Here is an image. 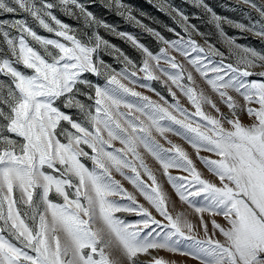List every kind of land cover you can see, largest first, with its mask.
I'll return each instance as SVG.
<instances>
[{"label": "snow or ice", "instance_id": "obj_1", "mask_svg": "<svg viewBox=\"0 0 264 264\" xmlns=\"http://www.w3.org/2000/svg\"><path fill=\"white\" fill-rule=\"evenodd\" d=\"M193 3L210 14L227 53L176 8L185 35L169 28L170 40L123 0H107L157 38L154 52L80 0H0V16H11L0 19V264H173L161 251L198 264H264V50L224 27L264 39V4L243 0L260 17L245 24ZM100 29L131 42L140 63ZM141 149L183 211L174 214L176 201Z\"/></svg>", "mask_w": 264, "mask_h": 264}, {"label": "rangeland", "instance_id": "obj_2", "mask_svg": "<svg viewBox=\"0 0 264 264\" xmlns=\"http://www.w3.org/2000/svg\"><path fill=\"white\" fill-rule=\"evenodd\" d=\"M81 3H84L88 10L93 12L98 18L103 19L106 23L113 25L117 32H126L137 38V40L147 46L150 50L156 52L162 47V44L154 37L151 33L145 31L144 28L137 25L135 22L129 21L126 17H122L118 14V12L113 9L107 7V0H80ZM206 4L209 5L221 17H227L233 21L242 22L245 24H251L253 21L260 19L259 14L250 7V5L244 4L243 0H204ZM258 5L264 4V0H254ZM123 3L130 6L133 9V15L136 16L138 20H140L144 25H147L153 28L156 31H159L166 39H176V36L173 32L168 31L169 28L175 29L177 32H180L181 35H185L183 33L182 28L176 22L178 17H175V13L171 12V8L180 9L190 18V22L195 24L200 32L206 34V37L213 43L216 44L221 51H225L227 53V48L223 44V42L218 38L217 30L214 25L210 23V14L207 13L203 8L197 7L193 0H123ZM56 14L58 18H60L63 22L69 23L73 27H80V22L75 20L71 16L65 15L63 12L56 10ZM175 17V18H174ZM11 18L10 15L0 16V19ZM19 18V17H17ZM226 33L233 37L237 43L242 45H247L258 50H264V39L256 37L255 35L242 32L238 29L225 25ZM38 34L48 36L49 38H56L54 34L47 33L45 30L36 27ZM100 34L107 40L110 41L113 45L120 48L126 55H128L133 61L136 63H140L142 60L141 53L138 49H136L131 42L127 39L119 37L105 29H100ZM198 42L203 44L205 37L195 36ZM173 55H177L176 53H172ZM101 58L105 60L106 63L111 64L112 67L116 68L118 71L124 67V64L116 58L115 55H109L106 53H101ZM178 59H181L178 56ZM89 79L94 82L103 83L102 78H97L92 76L91 74H86ZM257 78V77H253ZM0 79H4L0 77ZM197 83L200 86H204L203 81L197 76ZM152 86L160 91L166 99L171 102L170 95L165 91V88L159 82H152ZM137 91L143 92L145 95L152 97V99H158L155 94L147 89L136 87ZM179 95V93H178ZM182 103H187L186 100L181 97ZM223 108V106H222ZM226 111V108H223ZM243 122L245 124H250L252 121L247 117H243ZM169 139L173 140L174 143L181 144L185 147L189 153H192V149L189 145L186 144L182 139L176 137L172 134H168ZM157 139H160V142L165 144L167 147V143L159 136ZM117 146H119L117 142ZM144 152L143 149H141ZM207 155L206 153H203ZM145 160L149 164L150 167L153 168L154 171L157 172L158 179L163 184L166 192L172 197L173 200L176 201V207L173 209L174 214L176 212L183 211L185 206L179 201L178 197L175 195L174 190L171 188L169 184L166 183L165 177H163L159 171V165L154 161V159L144 152ZM195 159V156L193 155ZM198 167L200 165L198 164ZM173 174L179 175L181 174L177 170H172ZM205 175L208 178L212 179V177L205 172ZM117 179L122 178L117 174ZM125 187H127L130 191L132 187L126 181H123ZM140 202L143 201V197H138ZM117 215H124L122 213H118ZM159 218V217H157ZM207 218V217H206ZM219 219V218H218ZM221 222L222 219H221ZM202 235V233H201ZM160 256L166 257L168 260L172 261L173 264H198V261L184 256L180 254H172L165 251H161L159 253ZM147 259V257H144Z\"/></svg>", "mask_w": 264, "mask_h": 264}]
</instances>
